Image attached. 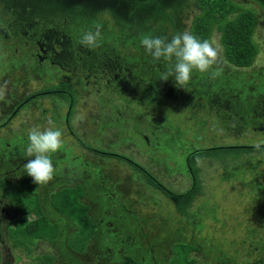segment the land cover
Segmentation results:
<instances>
[{"label": "rangeland", "instance_id": "1", "mask_svg": "<svg viewBox=\"0 0 264 264\" xmlns=\"http://www.w3.org/2000/svg\"><path fill=\"white\" fill-rule=\"evenodd\" d=\"M234 1L259 13L254 35L259 53L252 66L233 67L224 60L219 33L214 31L210 41L218 48V63L209 72L192 74L201 77L219 69L223 76L238 74L234 78L237 83L231 91L224 84L223 90L207 88L208 96L198 92L193 97L194 93H181L182 87L176 85L174 77L164 81L159 75L150 74L156 72L154 66L137 65L134 73L125 60L135 56L139 61L148 55L145 50L120 44L92 62L83 45L70 37L69 30L73 27L81 35L94 32L96 27L85 24L78 29L62 17L28 15L32 24H25L11 5L18 3L19 10L21 1L10 0L6 4L0 0V29L7 32L5 36L0 30V123L6 124L0 125V163L9 164L0 169V179L17 183L15 188L23 193H17V201L7 199L0 187V208L4 207L5 213L0 225V264H122L127 256L134 255L142 264H183L190 259L193 264H264V152L242 153L238 162H232L235 153H211L206 159L191 157L197 149L264 144V115L259 105L254 106L257 99L261 100L260 90L254 87L264 86V11L255 1ZM42 2L66 8L72 4L68 0ZM198 12L197 0H182L174 11L168 9L169 19L163 22L162 30L152 29V36L171 39L178 32H189ZM96 15L102 25L113 32L118 30L107 10ZM17 21L21 22L19 26ZM159 22L149 21L147 26L155 27ZM54 30L65 31L69 46L67 42L61 45L63 37L52 35L50 31ZM51 49L71 55L53 57L52 63L45 56L53 55ZM158 62L174 65L171 61ZM151 83L157 88L138 89L139 85L149 87ZM184 87L189 90L188 83ZM53 89L66 94L37 96L10 115L22 98ZM191 90H196L193 84ZM234 93L240 95L238 99L231 98ZM245 93L251 94L250 102L243 96ZM49 127L63 133V147L50 154L55 173L51 182L39 186V197L24 196L37 191L33 178L23 169L27 160L35 159L34 155L27 156V134L33 128ZM77 140L85 146L127 157L146 172L121 158L95 153ZM11 149L15 154L18 150L19 157L25 156L23 162L10 156ZM87 159L94 167L93 181L88 180L86 173ZM149 175L174 193L187 191L194 175L199 194L182 215L178 202L153 185ZM77 182L100 190L92 192L97 195V202L106 207L119 206V210L111 212L115 226L120 232L121 227L132 228L137 241H109L108 236L105 239L102 235L104 241L98 236L85 243L80 253L89 232L81 235L79 217H62L48 200L51 193L61 199L63 190L75 187ZM108 194L113 196L108 199ZM40 207L48 221L59 219L65 224L64 233L52 242L46 238L35 240L30 251L22 245L14 247L11 236L15 229L24 228L29 220H42ZM94 217H101L99 211L94 210Z\"/></svg>", "mask_w": 264, "mask_h": 264}, {"label": "trees", "instance_id": "2", "mask_svg": "<svg viewBox=\"0 0 264 264\" xmlns=\"http://www.w3.org/2000/svg\"><path fill=\"white\" fill-rule=\"evenodd\" d=\"M79 0H69L71 2L72 7H76L78 10L82 8V6L78 7ZM198 6H199V12L197 15H195L192 19V23L190 26V33L197 36L201 40L207 39L210 41L212 34L214 31L219 33V42L222 46V52L224 60L231 66L236 68H248L253 65V63L256 60V57L259 53V46L257 42L254 39L257 23L259 20V15L253 8L244 7L242 5H239L234 0H197ZM83 3V2H82ZM68 7L62 11L61 8L56 9L55 12H51L50 14H45L40 12V17H43L45 19L51 18V17H62L67 20V22L70 23V25H75L79 29L80 27H84L85 24L88 26H94L97 25L102 26L101 27V33H102V42H106L107 48H102L99 50V48H96L95 53L100 52H107L111 48L124 44V45H134L136 49H144V47L137 43V40L129 38H126L124 35L129 34L127 33L125 28L122 30L119 28L122 25V21L118 18L117 14L113 10H111L107 5H101L97 7L98 12L102 10H107L110 15L114 18V21L117 24L118 30L114 32V35L112 33L106 34V32H112V30L108 29L106 26L102 25L101 22L96 20L93 24V21L87 20L88 15L82 14L78 17L75 15V10L72 7ZM30 6H26V9H29ZM72 11V12H71ZM97 12V13H98ZM96 13V14H97ZM34 17V16H33ZM36 17V16H35ZM76 28V27H75ZM96 31V30H95ZM94 31V32H95ZM133 32V33H132ZM132 32L128 36H133L134 32L136 30L132 28ZM151 32V31H150ZM153 31L151 32L152 36ZM70 36L76 41L79 42L82 34H78L77 30H75L73 27L69 30ZM112 43V44H111ZM76 47V45L74 46ZM98 57V56H97ZM96 58H92V62ZM141 60L138 61L137 57H131L126 58L127 65L132 70L137 67V65L141 68H151L154 66L156 72L150 73L154 77L157 75L161 76L163 72L167 70V68L170 66V62L165 66V64H162L163 62L154 61L151 55L143 56L140 58ZM175 61L172 60L171 63ZM91 63V62H90ZM159 65V67H158ZM158 68V69H157ZM145 70V69H144ZM136 69H134L135 73ZM141 71V70H139ZM154 71V70H153ZM136 75V74H135ZM134 77V76H133ZM196 75L194 74V79H196ZM126 79H124L125 81ZM149 87H151V90L157 88V84L154 86V83L149 84ZM149 87H144L143 89L140 88V85L138 87L139 90L146 91ZM197 86H194V89H197ZM199 90V88L197 89ZM150 91V90H147ZM46 94H66L61 89H53V90H46V91H40L29 94L27 97H25L23 103L20 106H23L25 103H27L29 100L40 96V95H46ZM72 103H70V108H72ZM70 111V109H69ZM89 150L98 153L100 155H107V156H115L118 158H121L136 168H139L143 173L146 172L145 168L142 167L137 162L123 156H119L118 154L112 153V152H105L98 150L96 148H88ZM246 152H256V153H262L264 152V144H260V147H256V145H246V146H214L209 148H203V149H197L194 150L191 153V157H199L203 156L204 159L208 157L207 155L217 153H235L231 157L233 160L232 162H238L240 160V157L243 155L242 153ZM241 153V155H240ZM225 161V160H224ZM189 165V163H188ZM236 168V167H235ZM234 168V169H235ZM150 176V175H149ZM149 179L150 182L155 185L157 188L162 190L167 195L171 196L172 199H175L176 202H178L177 209L178 212L184 215L186 207L191 204L193 199L199 194V184L193 175V180L190 188L183 192V193H174L167 187H165L161 182L156 180L153 176H150ZM32 182V181H31ZM35 186V188H38V184L34 181L32 182ZM17 183H14L13 181L9 179H0V187L3 190V192L6 194V196L9 199H13L17 201V193L18 195H21L20 192L21 189L19 187L15 188V185ZM16 189V191H12L13 189ZM19 188V189H18ZM23 194V193H22ZM28 195V197H31L32 195L35 197H39L38 192H28L25 193L24 196ZM84 188L81 184L76 185L75 187H70L65 190H63V196L61 199L57 200L54 196L55 194L51 196L50 204L53 207L55 211L63 215L64 217L68 218L69 220L71 218L79 217L78 225H79V232L80 234L88 233L89 236L87 237V240L84 242L82 248L79 251L84 250L85 243L89 242L92 238V235L95 232V225L91 221V218L88 215V206L84 203L82 198L84 197ZM22 197V196H21ZM20 199V198H19ZM29 199V198H28ZM40 206V205H39ZM40 209L41 215L43 214ZM23 218L26 217V214L23 213ZM45 215H42V220L34 219L29 220L26 222L25 227H17L15 230V233L12 234V244L14 247L18 246H25L30 251V245L35 242L37 239H47L48 241H53L56 236L59 233L58 226H60L59 221H48V217H44ZM50 227L53 228V230L50 232ZM50 262H47L49 264ZM122 264H142L141 261L135 259L132 256H127L125 261L122 262ZM183 264H193V260H188L187 262Z\"/></svg>", "mask_w": 264, "mask_h": 264}, {"label": "flooded vegetation", "instance_id": "3", "mask_svg": "<svg viewBox=\"0 0 264 264\" xmlns=\"http://www.w3.org/2000/svg\"><path fill=\"white\" fill-rule=\"evenodd\" d=\"M4 1V0H3ZM15 1H21L22 6H24L26 8V6H30L29 9H24L21 5V9L18 10V3L16 2H11L12 6H15V9H13V12L18 13L20 15V17L25 21V24L29 23L30 19H28L26 17V15L28 16H40V12L45 14H50L51 12H55L56 9L60 8L62 9V11H64V9H66V7H55V5H45L43 4V0L39 1L36 0L34 1L35 3H29V2H25L24 0H15ZM251 1H255L259 6H261L260 8L264 11V0H251ZM10 2V0H5V3L8 4ZM44 5H39L38 3H41ZM83 2V3H82ZM182 2V0H79L77 2L78 7L80 8L82 6V8L80 10H78L76 7H72L75 11V15L78 17L79 15L81 16L82 14L84 15H88L87 16V20L89 21H93V24H96L95 18L97 17L96 13L98 12L97 7L101 6V5H107L111 10H113L115 12V14H117L118 18L122 21V23L124 25H122L121 27H119L121 30L123 28H125L126 32L130 34V32H132V28H134L136 30V32H134L133 36H128L129 34H124L126 36V38H129L131 40L135 39L137 40V43H140V39L143 35L145 34H149L151 35V32L153 31L152 29L160 30L163 27V22L165 20L169 19V15H168V9L169 10H173L176 9L180 3ZM20 3V2H19ZM24 3V4H23ZM38 8V9H37ZM68 8V7H67ZM55 10V11H54ZM256 10V9H255ZM72 12V11H71ZM108 12V11H107ZM257 12V10H256ZM258 13V12H257ZM259 15V13H258ZM260 17V16H259ZM160 20V22L155 26V27H149L147 26V22L149 21H157ZM17 26H19V24H21V22L17 21L16 22ZM14 24V23H13ZM32 24V22L29 23V25ZM6 36V31L0 29ZM162 30V29H161ZM151 31V32H150ZM51 34H55V36L58 38L59 36H62L63 38V42L61 43L62 46L65 45V42H67L68 46H69V41L66 40V37L63 35V33L65 32L64 30L62 31H50ZM60 33V35H58ZM112 33L114 35V32H106V34H110ZM133 33V32H132ZM69 36V35H68ZM47 39H51V37H49L48 35L45 36ZM55 37V38H56ZM71 37V36H70ZM38 43H40L38 41ZM112 44V43H111ZM108 45H106V42H102V40L100 39L99 41V46L96 48L102 49V48H107ZM81 48V46H80ZM96 48L94 49H90L88 47L83 46V50H86V54H88L89 56V60L91 61L92 58H97V56H102L104 54H106L105 52H100V53H95L96 52ZM112 49V48H111ZM50 53H53V55H47L46 53V57L48 58L49 61H51L52 63H54V58L57 59H63L66 56H70L71 54L67 53L65 50H61L60 52H56L54 50L51 49ZM54 57V58H53ZM173 63H175V61H173ZM212 76V77H211ZM238 77V74H234V73H230L226 76L223 75H218L213 77V75L209 74H203L201 77L199 75H197L196 79H194V74H192L191 79H190V83L188 82V86H189V90L187 88L186 92L184 90V88H182V92L183 94L187 95V94H192L194 93L192 96L193 97H197L198 92L200 93H204L207 94L208 92L205 91V89H210L212 87L216 88H220L222 89V85L224 86V84H228V86L232 87V85H236L237 80H235L234 78ZM233 79V80H232ZM218 83L220 84L219 87ZM192 84L193 87L197 86L199 88V90H194L192 91ZM227 87V86H226ZM229 91H231V89H233V87L229 88ZM140 88L143 89L144 86L140 85ZM203 89V91H202ZM255 90L259 89L260 91V96H261V100L257 99V103H255V107L259 105V111L261 113V115H264V86L263 84H256V87H254ZM147 90H151V87H149ZM146 90V91H147ZM223 90V89H222ZM208 96V94H207ZM240 95H236V93H234L233 96H231V98H237ZM243 96H245L246 100H248L249 102L252 100V98H250L251 94L249 93H245ZM217 97V96H216ZM200 98V97H199ZM235 98V99H236ZM255 100V99H254ZM24 101V98H22L14 107V110L10 113V115L15 114L17 110H19L22 106H20ZM262 102V103H261ZM250 105V104H249ZM252 106V105H250ZM261 106V107H260ZM248 111L246 109H242V111ZM241 111V112H242ZM249 112V111H248ZM5 122L0 123L1 126H5L6 124H4ZM81 145H83L86 148H91L89 146H85V144L83 142H81L80 140H77ZM221 146H225V145H221ZM119 155V154H118ZM18 159V158H16ZM9 161L13 164L14 160L11 158L9 159ZM20 162H23L21 157L17 160ZM9 165V164H7ZM6 164L4 165V163H0V169L3 168L5 166H7ZM11 169V168H10ZM9 169V170H10ZM7 177V175H6ZM4 178V177H3ZM51 182V181H50ZM1 203V201H0ZM4 207L0 208V225H1V220L4 218ZM63 226H65V224H62ZM61 233H59V235L57 236L58 238L60 237Z\"/></svg>", "mask_w": 264, "mask_h": 264}, {"label": "clouds", "instance_id": "4", "mask_svg": "<svg viewBox=\"0 0 264 264\" xmlns=\"http://www.w3.org/2000/svg\"><path fill=\"white\" fill-rule=\"evenodd\" d=\"M100 25L96 31H87L82 34L79 43L90 49L99 46L102 38ZM140 44L151 55L154 61H172L174 65L167 68L160 79L167 81L174 77L178 87L185 88L194 71L209 72L218 63L219 51L214 43L188 31L178 32L171 39L167 37L151 36L145 34L140 39ZM219 69L213 71V77L220 75ZM186 89V88H185ZM187 90V89H186ZM27 156H35L23 165L24 171L31 176L38 185L50 181L55 173L52 153L59 151L64 144L63 133L59 128L38 129L33 128L28 132ZM256 147H260L259 144Z\"/></svg>", "mask_w": 264, "mask_h": 264}, {"label": "crops", "instance_id": "5", "mask_svg": "<svg viewBox=\"0 0 264 264\" xmlns=\"http://www.w3.org/2000/svg\"><path fill=\"white\" fill-rule=\"evenodd\" d=\"M26 142H28V141H26ZM28 144V143H27ZM9 146H11V144H8ZM13 148H15V147H13ZM17 150V149H16ZM15 151V150H14ZM19 155H21V153H19L18 152V150H17V152H16V154L13 152V150L11 149V153H10V156H12V157H19ZM24 157L25 156H23V157H21V159H23L24 160ZM20 158V157H19ZM18 158V159H19ZM16 159V158H15ZM27 159H29V158H27ZM32 159V158H31ZM30 159V160H31ZM29 160H27L26 161V163L28 162ZM86 162H87V165L90 167V160H86ZM92 165V164H91ZM93 166V165H92ZM91 166V167H92ZM88 167V169L86 170V171H88V172H86L87 174H88V180L90 179L91 181H93V170L91 169V167L89 168ZM92 168H94V167H92ZM97 170V172H99L98 170L99 169H96ZM90 172V173H89ZM79 184H81L82 186H83V188H84V193H85V195H84V197L82 198V200L84 201V199H86V200H88L89 202H91V203H88V201L87 202H84L87 206H88V215H89V217L91 218V219H93L92 220V222L94 223V227H95V232H94V234L92 235V238L90 239V241L89 242H91V241H95L96 239H98V236H100V240H105L106 239V237L109 239V241H113L114 239H116V240H118V241H125V240H127V241H137V234H136V231L134 232V230L132 229V228H129V229H127V228H125L124 229V227H121V229H122V232H120L118 229H117V227L115 226V221L114 220H112V216H111V212H113V210H116V209H118L119 210V206H116V207H113V206H115V205H113V204H110L109 206H104V205H106V204H102V203H100V202H97L96 201V199H95V197L97 196V195H95L94 193H92V192H95V193H97V191H100V190H92L91 188H89V187H87L86 185H87V183L85 182V183H79V182H77L76 184H75V186L76 185H79ZM40 185H42V184H40ZM40 185H38V188H39V186ZM43 185H46V184H43ZM74 187V186H73ZM38 188H37V192H38V194H39V190H38ZM93 188V187H92ZM102 191V190H101ZM2 192H3V190H2ZM4 193V192H3ZM44 193V192H43ZM53 195V193H51L50 194V196L48 197V200H49V202H50V199H51V196ZM109 195V194H108ZM4 196L7 198V199H9L7 196H6V194L4 193ZM113 195L111 194V195H109V197H108V199H110L111 197H112ZM102 197H103V200H104V195H103V193H102ZM42 199L44 200V194L42 195ZM94 199V200H93ZM95 202H97L98 204L96 205V203ZM96 205V206H95ZM128 209V208H127ZM41 210H42V207H41ZM94 210L95 211H99V214H100V218H95L94 217ZM117 210V211H118ZM117 211H116V213H117ZM130 211V210H129ZM128 211V212H129ZM61 215V214H60ZM62 217H64L63 215H61ZM66 218V217H65ZM28 221V220H27ZM56 221H59V222H61V220H59V219H56ZM63 223L61 222L60 223V226H59V233H61V234H63L64 232L62 231V229H63V225H62ZM125 224V223H124ZM59 233H58V235H59ZM102 233V234H101ZM57 235V236H58ZM103 235V237H105V239H102L101 238V236ZM56 236V238H58ZM118 236V237H117ZM55 238V239H56ZM54 239V240H55ZM12 240V239H11ZM37 240H46V239H37ZM53 240V241H54ZM68 240V239H67ZM67 240H66V242H67ZM48 241V240H47ZM36 242V241H35ZM49 242H52V241H49ZM137 250H140V245L137 243ZM146 249H148V250H150L149 248H146ZM70 250V249H69ZM72 251V250H71ZM80 253H82L83 251H79ZM76 253V252H75ZM80 253H77V254H80ZM149 254H150V251H149ZM128 255V254H127ZM134 255V254H133ZM151 256H153V254L151 255ZM134 258L135 259H137V260H139V261H141L142 263H143V261L141 260V259H138V258H136L135 257V255H134ZM123 261H121V263H122Z\"/></svg>", "mask_w": 264, "mask_h": 264}, {"label": "water", "instance_id": "6", "mask_svg": "<svg viewBox=\"0 0 264 264\" xmlns=\"http://www.w3.org/2000/svg\"><path fill=\"white\" fill-rule=\"evenodd\" d=\"M69 1V0H68ZM90 1V0H89Z\"/></svg>", "mask_w": 264, "mask_h": 264}]
</instances>
